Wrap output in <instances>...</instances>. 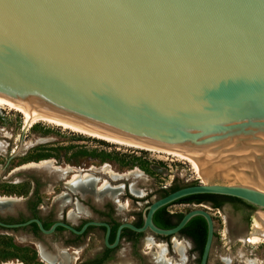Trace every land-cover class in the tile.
<instances>
[{
  "label": "water",
  "instance_id": "obj_1",
  "mask_svg": "<svg viewBox=\"0 0 264 264\" xmlns=\"http://www.w3.org/2000/svg\"><path fill=\"white\" fill-rule=\"evenodd\" d=\"M0 96L122 139L219 152L264 174V0H0ZM227 181L155 199L143 224H121L112 244L98 221L80 230L62 222L45 229L37 218L0 226L34 222L50 234L57 225L75 233L104 225L111 247L123 227L174 236L201 216L198 264H207L215 219L202 204L170 228L152 216L192 194L231 196L264 212L263 184Z\"/></svg>",
  "mask_w": 264,
  "mask_h": 264
},
{
  "label": "rangeland",
  "instance_id": "obj_2",
  "mask_svg": "<svg viewBox=\"0 0 264 264\" xmlns=\"http://www.w3.org/2000/svg\"><path fill=\"white\" fill-rule=\"evenodd\" d=\"M11 153L15 155L8 161L9 165L5 171L3 165ZM42 161L49 163L41 164ZM213 162H215L214 168L228 167V172H235L237 168H235L237 164L225 160ZM21 164H26V167L23 166L24 168H19L10 174L6 173ZM41 165L45 169L38 168ZM247 166V164L238 165V168L248 169ZM68 167H74V169L64 171ZM27 168L30 170H26ZM78 169L82 172H90L97 177V185L103 180L111 186L121 185V188L117 190L106 186L99 194L87 195L93 197L94 205L101 204L105 196L115 197L114 211L119 214V219L125 220H133L134 213L144 211L146 205L160 196L162 188L182 187L201 182L192 164L178 156L109 142L44 121H37L24 130L22 114L5 105H0V195H24L32 187L31 177L33 179L35 177L40 180L39 194L45 201L44 205L50 207L51 198L62 191L66 192V188H69L66 182ZM18 171L23 173L16 175ZM109 171L118 173V176H111L108 174ZM27 173L30 175L25 179ZM235 178L231 176L222 180L213 178L208 182L228 183L227 180H229L233 183L236 181ZM7 180L14 182L9 183L6 182ZM242 180L240 179L238 183H244ZM131 187H134L137 193L132 191ZM72 191L80 194L78 191ZM47 197L50 200H46ZM135 199L139 201L136 203ZM5 203L7 204L0 203V211L13 210L12 204L17 202L11 199ZM85 204L88 203L85 202ZM193 207L185 203H175L168 206V210L171 213H185ZM207 210L215 219V247L207 264H264V241L250 244L241 240V237L251 232L257 215L263 211L256 209L250 221L247 222L248 226L239 231L234 228L235 213L225 208L216 210L209 207ZM27 231V228L14 231L0 229V264H43L39 260L40 243L28 237ZM145 238L150 240V243L146 240L145 244L148 246L151 257H156L158 248L155 243H161L165 250L164 256L170 260L167 264L198 263V253L192 248L191 243L179 234L164 239L161 235L147 231L144 233L143 240ZM173 239L181 244L179 250ZM93 243L92 245H97L96 242ZM124 248L126 247L122 246L119 252ZM42 251L45 252L41 247L40 254L45 258ZM45 254L49 255L47 252ZM51 258L54 257L45 259Z\"/></svg>",
  "mask_w": 264,
  "mask_h": 264
},
{
  "label": "flooded vegetation",
  "instance_id": "obj_3",
  "mask_svg": "<svg viewBox=\"0 0 264 264\" xmlns=\"http://www.w3.org/2000/svg\"><path fill=\"white\" fill-rule=\"evenodd\" d=\"M8 157L3 165V170L5 171V168L9 165L8 161L10 159H8ZM25 165L26 164H21L11 168L6 173L10 174L11 171H15ZM21 173H23V171H18L16 175ZM25 175V179H27L30 173ZM39 181L40 180L37 178L34 177L33 179V177H31L32 187L24 195H0L1 197L17 200V203L12 204V207L14 208L13 210L6 209L4 211H0L1 222L14 224L24 222L32 218H37L40 220L45 229H48L53 223L62 222L68 224L76 230H80L85 223L90 221L103 222L106 223L109 228L107 237V242L109 244H112L115 241L117 229L121 224L131 223L137 227H140L143 224V211L140 213H134L133 220L119 219V214H116L114 211L113 202L115 201V197L110 198L105 196L101 204L94 205L92 201L93 197L91 195L81 196L69 188H66V192L62 191L61 193L53 196L50 201V207L45 206V201L39 194ZM6 182L13 183L14 181L11 180L10 182V180H7ZM118 192L119 191H117V193ZM161 196H163L162 191L159 197ZM131 199L134 200L133 198ZM46 200H50V198L47 197ZM137 201H139V199H135L136 203ZM85 202L88 204H85ZM185 204H189L194 207H198L202 204L200 207H204L205 209L209 207L216 210L225 208L233 214L235 213L236 219L234 228L239 231L248 226L247 222L250 221L252 214L255 213L256 210L254 206L246 203L245 201L242 202L229 198H213L202 200L201 202L193 201ZM78 206H80L79 209ZM166 212L171 214L168 207L166 208ZM155 220L160 223L166 222V219L161 215V213L153 214V223ZM20 228H27L28 237H31L40 243L38 248L40 255L39 260L43 264H157L156 257H151V255H149L150 252L148 251V246L145 244V241L148 238L143 240L144 233L150 231L148 229L142 232H137L128 227H123L120 230L117 243L114 246L108 247L105 244L107 228L104 225H87L81 233H75L62 225H57L54 231L50 234L42 233L34 222L19 228H6L0 226V229L13 231ZM179 235L191 243L192 248L195 249L198 253V258H200L199 250L193 237L186 234ZM170 237L171 236H162L164 239H168ZM93 242H96L97 245H92L94 244ZM147 242L150 243V240H147ZM157 244L158 243H155L156 246ZM122 246H125L126 248L119 252V249ZM41 247L45 250V252L49 253L54 258H43L40 254ZM165 259L168 258L165 257Z\"/></svg>",
  "mask_w": 264,
  "mask_h": 264
},
{
  "label": "bare ground",
  "instance_id": "obj_4",
  "mask_svg": "<svg viewBox=\"0 0 264 264\" xmlns=\"http://www.w3.org/2000/svg\"><path fill=\"white\" fill-rule=\"evenodd\" d=\"M0 105H5V106L9 107L10 109H14V110H16L22 114V116H23V129L24 130L27 129L28 127H30L33 123H35L37 121H44V122H47V123H50L53 125L61 126L63 128H67V129H70L72 131H75V132H78L81 134H85V135H88L91 137L103 139V140H106L109 142L123 144V145H127V146H132V147L144 148V149H148V150H153V151H158V152H163L166 154L178 156L182 159L187 160L188 162H190L192 164V166L195 168L199 178L201 179V183H208L209 179H211L214 176H221L223 178L231 176V178L237 177V178L243 179L242 182H244V183H259V184L264 185V174H262L261 172L257 171V172L253 173L250 171V173L248 174L245 172V169H241V168H238L237 170H235V172H231L230 170H229L230 172H228L227 171L228 168H225V167L214 168L215 162H213V161L223 160L218 155L219 152H213V151H209V150L188 152L186 149H182V148L150 146V145H146V144L122 139V138H119L117 136H113V135L104 133L102 131L91 130V129H89V128H87V127H85V126H83L77 122L69 121V120L57 117L55 115L45 113L44 111H42L41 109H38V108L31 109L27 105H24V104L19 103V102L11 101V100H9L5 97H2V96H0ZM212 162H213V164H212ZM44 163H49V162L48 161H42L41 162V164H44ZM53 167L55 168V166H53ZM22 168H24V167L22 166ZM38 168L45 169V168H43L42 165L39 166ZM70 168L71 167H68L64 171H67L68 169L69 170L74 169V167L71 169ZM26 170H30V169L27 168ZM15 171H17V169ZM37 171H39V170L37 169ZM11 172H13V171H11ZM39 172H41V171H39ZM43 174H44V171H43ZM108 174H110L111 176H114V175L118 176V173H115L113 171H109ZM54 176H55V174H54ZM240 179H236V181H239ZM97 180H98L97 177H95L90 172H87V171L82 172V170L78 169L76 172H73V174L71 175L70 179L66 182V184L69 185V188H71L72 190L80 192L81 196H86L87 194H94V193L99 194V193H101L100 191L106 186H109L110 189H113V190H117V189L121 188V185L120 186H111L106 180L101 181V183L99 185H97L96 184ZM131 190L134 191L135 193H137V191L134 189V187H131ZM138 193H140V192H138ZM9 200H11V198L9 199V198H5V197L0 196V203H2L3 205L7 204L5 202L9 201ZM15 201H17V200H15ZM241 238H242L241 240H244L245 242H248L250 244H257V243H261L262 241H264V212L257 215L255 222L252 225L251 232H249V234L247 236L241 237ZM173 241L179 250V248L181 247V244L179 242H176L175 239H173ZM156 248H158L157 253H156L157 264H167V262L170 260L165 259V256H164L165 250H164L163 244L158 243ZM42 255L45 258L52 257V256H50V254L49 255L45 254L44 251H42Z\"/></svg>",
  "mask_w": 264,
  "mask_h": 264
},
{
  "label": "trees",
  "instance_id": "obj_5",
  "mask_svg": "<svg viewBox=\"0 0 264 264\" xmlns=\"http://www.w3.org/2000/svg\"><path fill=\"white\" fill-rule=\"evenodd\" d=\"M180 188L179 186H170L169 188H162L161 191L163 195L167 194L170 191ZM213 198H229L235 199L244 202L243 200L231 196H224L218 194H192L182 198L177 199L176 201L169 203L165 206L160 207L155 212L156 214L161 213V215L166 219L165 223H160L155 220V225L160 228H170L173 227L177 222L181 219L184 213H168L166 212V208L171 204L175 203H188V202H201L202 200L213 199ZM206 222L205 219L201 216L192 217L185 226L179 231V234H186L193 237L196 246L199 250V256L201 255L203 245L206 237ZM198 258V262H199Z\"/></svg>",
  "mask_w": 264,
  "mask_h": 264
}]
</instances>
